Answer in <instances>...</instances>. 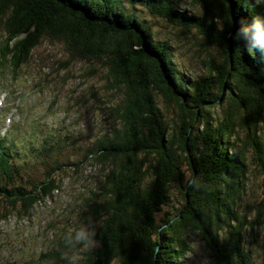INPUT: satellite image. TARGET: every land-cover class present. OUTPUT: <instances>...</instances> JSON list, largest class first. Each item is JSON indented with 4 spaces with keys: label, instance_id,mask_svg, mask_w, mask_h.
<instances>
[{
    "label": "trees",
    "instance_id": "16d2710c",
    "mask_svg": "<svg viewBox=\"0 0 264 264\" xmlns=\"http://www.w3.org/2000/svg\"><path fill=\"white\" fill-rule=\"evenodd\" d=\"M188 4L197 12L179 11L180 0H0V72L15 73L41 42H59L68 61L104 67L115 94V126L82 154L81 162L95 163L102 176L81 212L96 243L80 252V264H185L191 233L213 264H257L244 232L260 217L264 227V54L235 34L264 14V0ZM141 12L180 37L215 45L218 56L205 49V75L186 78ZM53 138L60 142L47 135L38 144L52 164L44 179L26 183L24 163L0 139V207L7 212L19 206L28 213L57 189L55 176L67 165L51 158L61 150ZM252 166L261 199L250 223L240 202ZM171 197L180 206L161 216ZM65 235L44 254L50 264L67 263ZM261 256L264 264V239Z\"/></svg>",
    "mask_w": 264,
    "mask_h": 264
},
{
    "label": "rangeland",
    "instance_id": "374dc122",
    "mask_svg": "<svg viewBox=\"0 0 264 264\" xmlns=\"http://www.w3.org/2000/svg\"><path fill=\"white\" fill-rule=\"evenodd\" d=\"M178 10L186 15L197 12L188 0H180ZM139 14L144 15L155 40L167 42L172 60L186 78L205 75V49L218 56L215 45L206 48L199 39L180 37L162 19ZM5 69L0 72V100H3L0 139L11 142L19 156L16 161L24 163L21 181L44 179L48 166L52 165L46 164L47 158L38 147L47 135L60 137L59 143L55 138L53 141L62 151L56 155L55 149L50 154L52 159H61L67 166L55 176L57 189L36 202L28 213L19 206L9 212L0 207V215L7 213L6 218L0 219V264H50L44 254L57 238L84 223L81 212L86 210L88 195L99 188L102 170L93 162H81L82 154L86 145L115 126L110 109L115 94L108 88L104 67L82 60L68 61L59 42L43 41L15 73ZM160 107L166 117L172 116L162 102ZM256 170L255 166L251 167L240 202V213L250 223L256 217L253 207L261 199L260 176ZM179 206V197H171V206L163 207L160 214L172 213ZM258 220L252 228L246 226L244 242L251 259L260 264L264 227L262 217ZM187 243L192 252L185 264H213L195 233L189 234Z\"/></svg>",
    "mask_w": 264,
    "mask_h": 264
},
{
    "label": "clouds",
    "instance_id": "9594fccd",
    "mask_svg": "<svg viewBox=\"0 0 264 264\" xmlns=\"http://www.w3.org/2000/svg\"><path fill=\"white\" fill-rule=\"evenodd\" d=\"M235 39L243 41L248 49L264 54V14L255 15L250 24L239 27ZM64 243L69 250L63 254L68 264H80V252L91 250L96 242L90 226L81 223L66 233Z\"/></svg>",
    "mask_w": 264,
    "mask_h": 264
}]
</instances>
